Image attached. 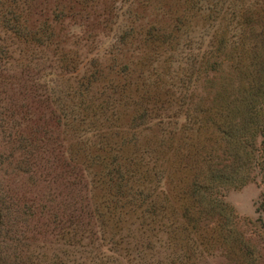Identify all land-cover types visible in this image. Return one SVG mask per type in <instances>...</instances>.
<instances>
[{"label":"rangeland","instance_id":"rangeland-1","mask_svg":"<svg viewBox=\"0 0 264 264\" xmlns=\"http://www.w3.org/2000/svg\"><path fill=\"white\" fill-rule=\"evenodd\" d=\"M78 4H82V1L0 0V196L8 200V197L12 195L15 197L12 199L13 202L22 204L20 210L18 206H12L13 216L22 215L25 203L34 208L33 215L28 221L15 219L14 223L1 229L0 245L4 253L3 264H143V261L144 264H151L150 260L155 258H157V264H160L166 260L167 256L171 257L174 253H182V260H189L190 264H264V154L263 168L255 169L253 172L254 181L238 189L233 188L231 181H228L229 189L224 198L226 202L223 205L224 209L216 204L211 205L212 211L208 215L210 220L207 223L206 233L209 239L204 241L205 244L200 243L199 240L194 241L198 236L190 235L187 231L181 233L176 239L172 237V231L158 232L149 241L150 249L139 256L140 246L136 242L140 238L139 234H142L139 230L143 223L150 220H148L150 216L142 212L143 202L137 201L140 195L137 199L131 196L133 191L127 195L126 187L120 193L121 189L119 190L116 179L121 176L117 170V159L110 157L106 163H102L97 156L103 154L97 152L95 148L80 152V149L88 148L98 139L89 134H84V137L77 139L73 135L71 126L65 124L66 122L69 124L68 119L66 118V121L62 118L68 109L71 112L75 105H79L78 109H83L84 113L90 112L89 125L98 123L99 120L92 116L96 106L89 101L87 107L91 106L92 109L84 108L85 102H82L81 97V94L89 88L90 94L95 96L94 99L103 101L100 96L102 83L92 81L94 76L91 75V71L94 73L96 72L94 69L98 68L103 73L98 76L99 79L112 78L113 80L115 74L111 70L126 66L132 68V64L138 62L137 57L142 54L140 48L145 49L143 32L148 24L159 22L166 33L160 36L167 40L166 35H168V45L171 47V50H166V47L163 50L160 49L161 59L167 58L169 62H166L164 67L158 66V71L140 66L141 64L137 67L135 83H143L146 79L148 82H153L149 78L160 75L162 72L159 81L153 82L151 87L155 89L159 86L156 91L163 93L158 98H154L155 100L161 102L174 100L175 96L168 99L166 95L171 87L169 85L177 81L180 93L182 86L178 81L183 87L191 86V79L184 73L197 75L208 58H205L207 52L214 48L222 49L227 44L228 57H231L234 63L237 62L240 65L245 63V59L239 57L246 54L244 49L247 48L256 56L259 70H263L264 34L260 33L264 23V0H207L206 5L211 9L196 13L197 15L193 9L189 10L188 14L181 18V25L176 28L173 21H169L170 17L165 15L169 9L167 1H162L160 5L157 0L151 2L152 9L154 6L163 9L159 11L160 16L154 15L153 11L141 10L142 6L140 8L136 6L135 0H108V6L99 4L93 11L89 9L83 11L82 6L80 8ZM66 6L74 8L65 10ZM76 7L79 10H74ZM100 7L111 8L110 16L103 15L104 11ZM176 7L182 11V6H174ZM9 12L18 20L8 26V20L3 16ZM99 13H101L100 16ZM57 14L61 16L60 18L63 16L67 18L59 19V22L51 24ZM253 22L254 28L250 30ZM15 26H18L17 29L26 28L28 33L37 42L39 41L38 44H34L35 41H25L23 37H17ZM166 27L169 28L168 32ZM241 31L249 32L243 34ZM17 34H19L18 31ZM50 34L55 38L53 45L45 41ZM224 39L225 45L222 46ZM4 51L8 58H3ZM112 59H114L113 62ZM228 63L232 64V62ZM112 66H114L113 69H111ZM170 67H172L171 71L174 70L177 73L180 80L171 78ZM141 69L145 71L144 74ZM179 96L180 99L175 101L183 102L186 99L185 94H179ZM58 101L60 104L55 105ZM247 104L255 108L252 114L257 121L264 119V80L257 82L256 89ZM106 105L108 104L105 102L104 106ZM168 112L172 114L169 110ZM246 113L244 111L240 125L241 144L248 142L249 149H252L254 145L260 148L257 141L261 142L264 137H259L257 141L250 143L252 138L250 127L256 120L250 119ZM127 115L117 119L111 116L109 111L102 118L108 121L111 118L110 124L112 122L120 124L125 136L128 134L132 137L135 132L139 135V141L144 144L145 141L154 144L160 140L169 141L168 131L176 129L173 122L172 125L168 123L164 126L158 125L159 119L156 121L152 119L144 124V121L139 120L133 124L130 122L131 115ZM182 124L183 118L176 124L177 128ZM232 124L230 120L227 125L228 133L224 140V147L227 146L228 151L224 153L223 159L228 165L231 164L232 167L229 169L233 168L234 161L235 164L238 162L236 173L233 170V176L241 179L242 176L245 177L249 167L246 165V159L240 158L241 148L236 142L234 143L237 146L233 143L234 130L230 128ZM35 127L39 132L38 135L31 133ZM21 132L25 134V137L30 136L33 141L37 136L44 152L39 153L41 156L35 160L33 169L31 165L29 166V163L32 164V159L25 155L31 152L22 148ZM168 141L165 143L164 150L171 144ZM233 148H239V150ZM127 154L129 151L121 152L119 158ZM170 155L166 158H170ZM65 162H71L80 170L79 186L66 187L63 181L65 175L61 174L62 170L59 167V164ZM90 162H92L91 167ZM243 167L246 169L244 170ZM177 171L178 166L172 167L167 172L159 190L162 198L171 199V202L167 201L162 207L177 213L175 215L170 212L164 213L160 222L167 225L177 221L181 214L179 212H182L177 209L178 202H174L171 192L172 187L179 181V175L182 176V173ZM226 178L229 179V177ZM83 179L86 183H83ZM98 180H105L106 183L102 184ZM112 180L115 183L113 187L110 186ZM110 189L124 195L123 201L119 204L132 205V201L133 204L137 201L134 207L135 212L131 216H125L127 224L119 222L118 215L112 217L114 223L109 222L106 217L99 221L95 217L88 216L85 221L89 223L88 230L93 233V236L85 233L89 236L86 239L83 233L75 234L72 238L66 236L65 232L59 228L60 223L57 225L52 223L51 213L41 210L43 201L55 197L56 205L65 219L67 217L64 215V206L69 202L76 203L88 193L92 210L97 204L101 208L107 204L103 192ZM214 192H216L215 189ZM139 206L142 207L139 208ZM129 211L132 213L131 209ZM160 212L162 211L158 212V216L163 215ZM208 218L205 217V219ZM189 223L186 221L184 225L179 223L177 225L179 227L182 225L180 227L182 230L189 227L190 231L200 234L204 230L199 228L202 226L200 223L195 225ZM152 248L155 250L152 251Z\"/></svg>","mask_w":264,"mask_h":264},{"label":"trees","instance_id":"trees-1","mask_svg":"<svg viewBox=\"0 0 264 264\" xmlns=\"http://www.w3.org/2000/svg\"><path fill=\"white\" fill-rule=\"evenodd\" d=\"M25 1L28 2L29 0ZM81 1L82 4L78 5L80 8L82 6L81 10L83 11H86L87 9L93 11L99 4L108 6V0ZM154 1L155 0H135V5L139 8L142 6L141 10L143 11H153L155 12L154 15L160 16L159 11L163 9L156 8L155 6L152 9L151 7L153 5H151V2ZM162 1H167L169 3V9L165 15L170 17L169 21H173L175 28L176 26L181 25V18H184L189 10L193 9L195 15H197L200 12L207 11V9H211L206 5L207 0H157V3L160 5ZM177 5L182 6V11H179L177 7L174 8V6ZM72 8L74 7L66 6L65 10H71ZM100 8L104 11L103 15L110 16L109 9L111 8ZM74 10L79 9L76 7ZM9 15L10 17L8 18ZM100 15L101 13H99V16ZM3 17L8 20V26L12 22H17L16 20H18L11 15V12ZM55 17L56 18L52 19L51 24L59 22V19L64 20L67 18V16L60 18L61 16L59 14ZM254 22L251 23L250 30L254 28ZM262 24L263 30L260 34H264V23ZM1 25L4 26L3 24ZM17 27L18 26H15L14 29L16 30ZM170 27L171 26H169V28ZM169 28H167V32L169 31ZM17 31L19 34H17ZM241 32L246 34L249 31ZM15 34L19 38L23 37L25 41H35L34 44L36 45L39 42L28 33L26 28L19 27L15 31ZM143 34H145L143 39L145 49L141 50L140 48L142 54H138V62H134L131 66L132 68L126 66L122 69H113L114 66H112L111 69L113 70H111V72L115 74L113 80L112 78H106L103 80H101V78L99 79L98 76H101L103 73L98 68L94 69L96 70L94 73L91 71V75L94 76L92 81L102 83L100 96L103 98V101L94 99L95 96L90 94L91 90H89V88L86 92L81 94V97L83 98L82 102H85L84 108L89 110L92 109L91 106L87 107L89 101L93 106H96V111L93 112L92 116L99 120L98 123H94L95 126L93 124L89 125L90 112L87 114L84 113L83 109H78L79 105H75L71 112H69L70 110L68 109L66 115L62 116L65 120L66 118L68 119L69 124L67 122L65 124L71 126L73 135L76 136L77 139L84 137V134H89L98 139L93 145H89L88 148L80 149V152L95 148L97 152L103 154L97 156V159L100 162L106 163L110 157L117 159V170L121 176L119 178L116 177V179L119 183V190L121 189L120 193L126 187L127 195H130L132 191L134 195L131 194V196L135 199L140 195V198H138L137 201L143 202L142 212L144 215H149L150 217L148 220H150L147 221V223H143L139 230L142 233L139 234L140 238L136 241L140 246L138 248L139 256L144 254L145 250L150 249L151 245L149 241H151L158 232L172 231V237L176 239L179 238L181 233L187 231L190 235L195 234L198 236L194 241L199 240L200 243L205 244L204 241L209 239L206 233L208 228L207 223L210 220L208 215H210L212 211L211 205L216 204L224 209L223 205L226 204L224 198H226V191L229 189L227 185L228 181H231L233 185L232 187L236 189L254 181L255 175L253 172H255V169L261 170V168H263L262 159L264 154V139L261 140V142L258 140L259 137H264V119L257 121L252 114L255 108L253 109L251 105L247 104L256 89L257 82L264 80V69L259 70L258 60L256 56L253 55L254 53L245 48L244 50L246 51V54L244 53V56L239 57L244 58L245 63L240 65L237 64V62L234 63L231 60L232 58L230 57V59L228 57L226 51L228 44L224 46V48L222 47V49H211L205 55V58H208L204 61L203 69L197 75L194 76L192 73H184L191 79V86L183 87L182 83L178 81L180 83L179 85L182 86L180 93L177 81L169 85V87H171L166 92L168 99H172L173 96H175V99H180L179 94H185L186 99L183 100V102H178L179 100L175 101V99L161 102L154 99L163 94L160 91H156L159 86L155 89H152L151 87L153 82L159 81L162 72L160 75H151L153 76L152 78L147 76L149 79H152L151 81L153 82H148V79H146L143 83H135L134 78L138 71V64L158 71V66L163 65L164 67V64L169 62V59L166 58L162 60L160 57V49L163 50V48L166 47V50H171V47L168 45V35H166L167 40L160 36V34L166 33L165 28H163L159 22L157 24H148V27L145 28ZM37 39L40 40V38ZM45 41H48L53 45L55 43V38L50 34L49 38ZM224 41L225 39L222 41V46ZM39 44L41 45V43ZM5 55L6 52L4 51L3 58H8V56ZM113 61L114 59H112V62ZM227 61L232 62V64H229ZM170 63H172L171 59ZM171 68L172 67L169 68V72L172 74L171 78L173 80H180L177 73L174 72V70L171 71ZM141 72L144 74L145 71L141 69ZM163 74H166L165 70ZM133 79L134 81L132 82ZM137 79L139 81V77ZM105 102L108 105L104 106ZM59 104L60 102L58 101L55 105ZM168 110L172 112V114H170ZM109 111L111 116L117 117V119L127 114V116L131 115L130 122L133 124H136L139 120L144 121V124L152 119L155 121L159 119L158 125L163 124L164 126L166 123L172 125L173 122L176 129L168 131L170 142L168 140H160L154 144L153 142L145 141L144 144L139 141V135H136L135 132H133L132 137L128 134L125 136L124 129L120 124H116L117 122L115 124H113V122L110 124L111 118L109 121L103 119L102 116ZM244 111L247 112L246 115L250 116V119L256 120L252 127H250L252 130L250 143L258 140L257 143L260 148L257 147L258 145H254L252 149H249L247 147L249 144L248 142L241 144L240 125L244 117ZM153 113L154 116H152ZM181 118H183V124L177 128L176 124L181 121ZM230 120H232L233 123L230 128L234 130L233 143L236 142L239 145L241 148L240 158H245L247 162L246 165L249 167V170L245 173V177L242 176L241 179L234 178L233 176V174L236 173L238 162L235 164L234 161L233 168L229 169L232 167L231 164L229 163L228 165L223 159L224 153L228 151L226 149L227 146L224 147V140L228 133L227 125ZM250 124L252 123L250 122ZM31 133L38 135L39 132L35 127ZM35 139L37 141H33L30 136L25 137L24 133L21 134L20 138L22 148L31 152L25 155H27L30 160L32 159V164L29 163V166L31 165L32 169L35 168V160L41 156L39 153H44L41 149L42 147L40 146L38 137L35 136ZM167 141L171 144L164 150L163 148H166L165 143H167ZM254 144H256V142ZM234 145L237 146L235 143ZM233 149L239 150V148ZM128 151L129 154L119 158L121 152ZM236 153L235 155H238ZM169 154H171L170 158H166ZM257 154L259 156H257ZM235 155L234 158H236ZM71 161H73V159ZM89 166H92V162H90ZM176 166H178L177 172L182 173V176L179 175V181L172 187L171 192L174 202H178L177 205L179 208L177 209H180L182 212H179L181 214L177 221L171 222V225H167L164 222H160L164 213L167 214L170 212V214L173 215L177 213L167 211V207H162L167 201L171 202V199L167 197L162 198L159 194V190L162 187L161 183H163L167 172H169L172 167ZM59 167L62 170L61 174L65 175V177L63 176V181L67 188L80 185V170L77 169L76 165L71 164V162H65L59 164ZM243 168L244 170L246 169L245 167ZM87 169L88 168H86V170ZM239 170H241V168H239ZM87 171L89 172V170ZM226 177H229V179ZM84 180L85 179H83V183L85 182ZM98 182L102 184L106 183L105 180H98ZM114 184V180H112L110 186L113 187ZM214 189L216 192H214ZM120 193H118V191H112L111 189L107 192H103V197H105L107 204H104L101 208L97 204L93 210L92 205H89L90 200L89 194L87 193L84 198L80 199V201L76 203L69 202L64 206V215L67 217L65 219L61 216L62 214L56 205L55 197L43 201L41 203V210L44 209L51 213L52 217L50 219L51 221L53 219L52 223L56 225L60 223L61 225L59 228L63 230L62 232H65L66 236L68 235V237L72 238L75 234L81 235L80 233H83L82 235H85L86 233L93 236V233L88 230L89 223L85 221L88 216L95 217L99 221H101L103 217H106L109 219V222L114 223L112 217L118 215V221L127 224L128 221L125 216H131L133 212H135L134 207L136 206L137 201L134 204L132 201V205L129 203L119 204L123 201L124 196ZM13 198L15 197L10 195L7 200L4 196H0V234L2 231L1 229L8 226L10 223H14L15 219H21V221L26 222L33 215V206L25 203L23 205L24 211L21 213L23 216H13V205L18 206V210L22 208V204L12 201ZM54 205L55 208H53ZM141 207L139 206V208ZM126 209L128 211H126ZM129 209L132 210V213H130ZM160 210L162 211L160 213L163 215L158 216ZM205 217L208 219H205ZM186 221H189V224L192 223L193 225L200 223L202 226L199 228L204 230H202L201 234L190 231L189 227V230L185 228V230H182L180 227L184 225ZM173 223L176 224L173 225ZM177 223L182 225L179 227ZM174 226L177 227L174 228ZM85 236V239L89 237L87 235ZM146 243H148L147 246ZM154 250L155 248H152V251ZM3 256L4 253L3 250H1L0 245V264L4 263ZM140 259L143 261V258L140 257ZM182 259V253H174L171 257L167 256L166 260L160 264H190V262H188L189 260L183 261ZM150 261L151 264H157V258H155V260L151 259Z\"/></svg>","mask_w":264,"mask_h":264}]
</instances>
